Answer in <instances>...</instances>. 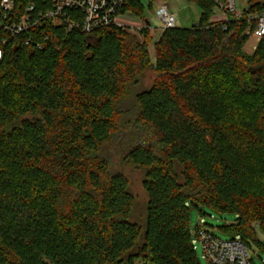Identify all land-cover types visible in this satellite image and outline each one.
Returning <instances> with one entry per match:
<instances>
[{
	"label": "trees",
	"instance_id": "16d2710c",
	"mask_svg": "<svg viewBox=\"0 0 264 264\" xmlns=\"http://www.w3.org/2000/svg\"><path fill=\"white\" fill-rule=\"evenodd\" d=\"M149 9L155 2L148 0ZM192 27L156 43L126 28L90 34L45 24L41 49L10 42L0 60V264H200L191 211L249 248L264 231V38L244 46L264 0L216 20L226 0H186ZM21 11L42 0H15ZM126 10L146 18L142 0ZM148 28V27H147ZM143 28V29H147ZM143 33L147 34V30ZM149 38V36H146ZM144 172V217L108 150ZM252 263L253 259H252Z\"/></svg>",
	"mask_w": 264,
	"mask_h": 264
},
{
	"label": "built area",
	"instance_id": "2783aa9c",
	"mask_svg": "<svg viewBox=\"0 0 264 264\" xmlns=\"http://www.w3.org/2000/svg\"><path fill=\"white\" fill-rule=\"evenodd\" d=\"M37 5L29 2L19 11L15 0H0V60L5 56V48L10 42L41 49L50 35H35L45 24L51 23L53 30L62 27L66 33L79 30L90 34L110 26H128L141 30L147 28L145 18H139V25L134 26L132 12L125 9L132 0H42ZM216 11L223 13L221 20L228 14L240 17L236 0H226L217 6ZM133 14V13H132ZM157 19L163 30L180 26L176 14L166 3H161L156 10ZM258 24L252 35L259 42L264 38V11L254 16ZM151 27V26H150ZM37 36V35H36ZM194 248L198 245L208 264H253L249 248L239 238L223 239L211 229L200 226L195 231Z\"/></svg>",
	"mask_w": 264,
	"mask_h": 264
},
{
	"label": "rangeland",
	"instance_id": "374dc122",
	"mask_svg": "<svg viewBox=\"0 0 264 264\" xmlns=\"http://www.w3.org/2000/svg\"><path fill=\"white\" fill-rule=\"evenodd\" d=\"M171 1V0H167ZM186 1V0H185ZM144 8H146L145 17L151 22V27L147 29L138 30L137 28L128 26V31L136 35L140 43H144L148 39V56L151 61L152 69H149L143 74V85L149 87L154 79L156 78V71L154 65L156 63V43L160 41L166 30H163L160 25V21L157 19L156 10L159 3H165V1H158L149 9L150 2L148 0H142ZM187 3L193 4V2L186 1ZM195 4V3H194ZM132 18L137 17L135 14H130ZM139 18V17H138ZM219 19V18H218ZM222 19V18H221ZM217 20V19H216ZM147 30V34L143 33ZM149 36L147 38L146 36ZM257 39L252 35L244 46V51L247 54H252ZM128 148V138L126 136L121 137L114 145L108 150V157L110 159L112 167L122 172L129 180L130 191L132 192L136 206H135V217H144L145 206L147 202V194L143 187L144 172L141 168L136 165L129 164L125 161V155ZM237 216L231 213L220 214L208 208H204L202 214L197 209L191 211V229L194 232L198 226H202L207 229H211L215 235L220 238L227 239L231 236L220 229L224 225H229L235 221ZM257 236L261 242H251L249 247L250 256L253 259L254 264H264V231L257 229ZM197 257L200 264H208L207 259L204 257V253L201 246L197 247ZM140 264H147L140 261Z\"/></svg>",
	"mask_w": 264,
	"mask_h": 264
},
{
	"label": "crops",
	"instance_id": "0c3cea01",
	"mask_svg": "<svg viewBox=\"0 0 264 264\" xmlns=\"http://www.w3.org/2000/svg\"><path fill=\"white\" fill-rule=\"evenodd\" d=\"M236 1L238 4V11L242 12L248 6V2L250 0H236ZM165 3L176 14L181 27H192L193 25L198 23L202 10L196 4L187 3L185 0H171V1H165ZM160 4L161 3H159L158 6ZM222 17H223V13L217 11L214 16V19L221 20ZM132 19H134V23H133L134 26L139 25L138 17Z\"/></svg>",
	"mask_w": 264,
	"mask_h": 264
},
{
	"label": "water",
	"instance_id": "95a60500",
	"mask_svg": "<svg viewBox=\"0 0 264 264\" xmlns=\"http://www.w3.org/2000/svg\"><path fill=\"white\" fill-rule=\"evenodd\" d=\"M145 22H146V24H147V26H151V22L147 19V18H145Z\"/></svg>",
	"mask_w": 264,
	"mask_h": 264
}]
</instances>
